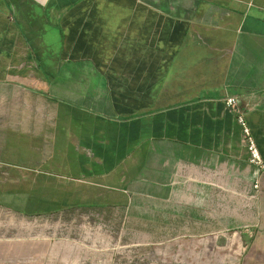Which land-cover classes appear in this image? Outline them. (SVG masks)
<instances>
[{"label":"crops","instance_id":"0c3cea01","mask_svg":"<svg viewBox=\"0 0 264 264\" xmlns=\"http://www.w3.org/2000/svg\"><path fill=\"white\" fill-rule=\"evenodd\" d=\"M21 93L38 100H10ZM227 97L264 160V0H0V149L11 134L27 146L10 165L40 175L35 190L66 173L77 204L168 237H241L232 260L178 264H264V173ZM183 166L257 178L256 213H213L212 187L185 183Z\"/></svg>","mask_w":264,"mask_h":264},{"label":"rangeland","instance_id":"374dc122","mask_svg":"<svg viewBox=\"0 0 264 264\" xmlns=\"http://www.w3.org/2000/svg\"><path fill=\"white\" fill-rule=\"evenodd\" d=\"M10 100H38L35 94H14ZM8 137V136H7ZM0 149V264H178L180 261L232 260L241 250L238 231L202 239L168 237L160 227L128 219L120 208L74 202L81 190L66 188L65 174L59 189L35 190L34 174L22 173L10 164L27 146L11 134ZM57 179V178H56ZM218 246L217 256L194 254V246ZM202 256V257H201Z\"/></svg>","mask_w":264,"mask_h":264},{"label":"built area","instance_id":"2783aa9c","mask_svg":"<svg viewBox=\"0 0 264 264\" xmlns=\"http://www.w3.org/2000/svg\"><path fill=\"white\" fill-rule=\"evenodd\" d=\"M226 109L232 113L238 122L241 130V138L248 153V164L264 173V160L262 159L250 129L237 108V99L227 97L225 99ZM182 170L188 172L179 174V177L189 184H208L212 187V211L219 216L234 217L243 221H248L256 213V207L260 194V182L257 178L241 179L233 173H227L221 166L214 167L213 170L201 168L197 176L193 173V168L183 166ZM212 175L211 179L207 177Z\"/></svg>","mask_w":264,"mask_h":264}]
</instances>
